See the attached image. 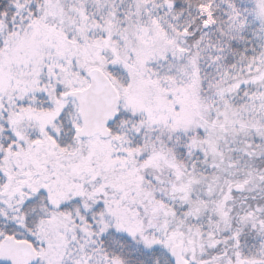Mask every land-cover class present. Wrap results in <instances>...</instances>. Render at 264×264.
Wrapping results in <instances>:
<instances>
[{"label":"snow or ice","instance_id":"snow-or-ice-1","mask_svg":"<svg viewBox=\"0 0 264 264\" xmlns=\"http://www.w3.org/2000/svg\"><path fill=\"white\" fill-rule=\"evenodd\" d=\"M0 264H264V0H0Z\"/></svg>","mask_w":264,"mask_h":264}]
</instances>
